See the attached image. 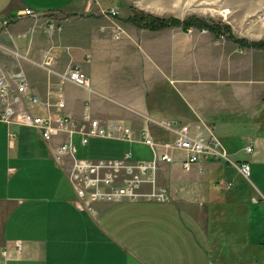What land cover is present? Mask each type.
Masks as SVG:
<instances>
[{
  "label": "crops",
  "instance_id": "0c3cea01",
  "mask_svg": "<svg viewBox=\"0 0 264 264\" xmlns=\"http://www.w3.org/2000/svg\"><path fill=\"white\" fill-rule=\"evenodd\" d=\"M26 9L40 16L39 31L28 34L32 41L26 54L37 60L42 50H50L57 72L77 63L92 82L89 92L16 57L30 91L43 101L61 94L64 112L78 122L88 108L92 118L120 122L136 135L148 126L159 140L172 135L146 124L139 114L191 126L205 123L224 136L220 128L231 129L234 123L253 142L243 161L251 166L264 161V51L195 27L190 34L181 28L138 29L122 21L127 11L116 19L101 13L89 18L85 0H0V19H17ZM138 9L166 18L154 7ZM48 19L60 23L62 31L50 35ZM33 20L14 21V35ZM117 27L122 31L118 40ZM10 129L12 138L9 126L0 121V264H238L235 254L242 256L248 248L252 211L245 190L228 191L225 184L234 183L216 173L218 161H202L191 172H184L179 162L163 164L158 184L167 190V202L84 205L65 167L54 160L61 138L49 143L33 128ZM92 143L104 158H120L126 151L137 160L152 157L140 141L91 138L86 145Z\"/></svg>",
  "mask_w": 264,
  "mask_h": 264
},
{
  "label": "built area",
  "instance_id": "2783aa9c",
  "mask_svg": "<svg viewBox=\"0 0 264 264\" xmlns=\"http://www.w3.org/2000/svg\"><path fill=\"white\" fill-rule=\"evenodd\" d=\"M101 15L109 19L120 17L117 7L102 9ZM23 17L39 19L40 16L31 10L19 13L17 19H0V31ZM45 28L50 35L60 33L62 25L48 19ZM191 29L188 30L190 34ZM202 33L207 30L201 29ZM122 31L115 28V39L118 40ZM224 39L223 37H219ZM15 57L27 60L42 68L48 74H54L63 81L70 82L92 92L91 77L77 63L68 65L61 73L55 70L56 57L50 50H42L37 60L26 55L13 52ZM65 102L61 94L53 101H43L32 93L27 78L21 68L12 72L0 73V121L9 126V137H14L11 126H24L37 130L45 142L61 138L53 150L54 160L65 167L67 177L75 191L79 203L87 205L95 201L121 203L126 201H169V195L164 187L158 184V172L163 164L179 162L184 172H191L195 165L202 161H220L232 165L247 181H250L251 165L249 162L237 163L231 160L218 139L211 125L202 123L191 126L190 123H179L155 120L146 114H139L146 124L160 126L170 133V139L159 140L151 133L148 126L143 127L138 135L128 126L120 122L103 123L92 118L88 112L81 122L66 114ZM34 108L42 113L34 112ZM54 109V110H53ZM79 135V142L85 146L91 138L123 140L127 142L140 141L147 146L152 154L150 159H133L132 153L126 151L120 158H78L74 153L73 139ZM62 136V137H61ZM246 153L253 150V142L247 140L244 147ZM231 182L225 184L226 188ZM262 200L261 196H253L252 201ZM17 251L21 244L14 242Z\"/></svg>",
  "mask_w": 264,
  "mask_h": 264
},
{
  "label": "rangeland",
  "instance_id": "374dc122",
  "mask_svg": "<svg viewBox=\"0 0 264 264\" xmlns=\"http://www.w3.org/2000/svg\"><path fill=\"white\" fill-rule=\"evenodd\" d=\"M85 2L89 5V10L86 13L89 18L90 16L99 17L102 9H110L111 6L119 9L120 16L127 11L128 6H134L137 9L138 7L144 9L154 7L159 15L166 18L177 16L185 20L189 17H195L207 24L221 23L227 25L235 38L244 40L247 43L264 40V0H85ZM39 24L37 20L23 23L18 31L20 36L14 35L13 32L16 31L11 30L14 22H10L6 29L0 31V72L17 70L20 68V62L25 61L24 59L19 61L18 58L13 56V52L29 57L26 53L32 39L29 38L28 34L30 32V35H33L35 31H39ZM29 58L35 60V58ZM13 61H15V64H13ZM220 129L221 133L227 135H221L218 130H215V134L221 141L227 156L233 161L248 159L249 153L244 151L247 140L244 136L245 131L241 126L239 127L233 123L231 129ZM76 139L74 136L73 144L76 157L104 158V155H101L100 149L95 147L94 143L81 146ZM138 158L142 157L139 156ZM134 159H137V157L134 156ZM218 162L220 168L216 173L224 174L225 183L232 181L234 183V187L231 186L232 189L245 190V203L250 206L252 211L250 222L252 232L248 234L251 241L247 244L248 248L244 250L243 255L239 256L236 253L233 259L238 264H245L244 258L241 259L240 257L246 256L253 260L249 264H264V161L252 164L250 181L240 176L236 169L225 160L221 159ZM258 195L261 196L262 200L257 203L253 202L252 197ZM218 221H222V224L227 223V218L219 217ZM206 246L208 247V245ZM0 263H2L1 258Z\"/></svg>",
  "mask_w": 264,
  "mask_h": 264
},
{
  "label": "trees",
  "instance_id": "16d2710c",
  "mask_svg": "<svg viewBox=\"0 0 264 264\" xmlns=\"http://www.w3.org/2000/svg\"><path fill=\"white\" fill-rule=\"evenodd\" d=\"M127 11H128V16L122 21L125 23H129L138 29L155 32L166 28H181L182 30H188L189 28L195 27V28L207 30L215 37L218 38L223 37L224 39L231 41L238 46L264 51V40L247 43L244 40L235 38L231 34L230 28L227 25L221 23L207 24L195 17H189L182 21L176 18H161L146 13L142 10H139L134 6H128ZM235 162L240 163V162H248V161L241 160ZM228 191L229 192L233 191L232 187H230Z\"/></svg>",
  "mask_w": 264,
  "mask_h": 264
}]
</instances>
